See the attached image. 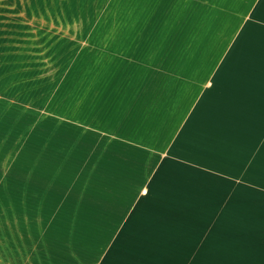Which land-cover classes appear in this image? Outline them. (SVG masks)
<instances>
[{
  "label": "crops",
  "instance_id": "crops-1",
  "mask_svg": "<svg viewBox=\"0 0 264 264\" xmlns=\"http://www.w3.org/2000/svg\"><path fill=\"white\" fill-rule=\"evenodd\" d=\"M0 264H264V0H0Z\"/></svg>",
  "mask_w": 264,
  "mask_h": 264
},
{
  "label": "rangeland",
  "instance_id": "rangeland-1",
  "mask_svg": "<svg viewBox=\"0 0 264 264\" xmlns=\"http://www.w3.org/2000/svg\"><path fill=\"white\" fill-rule=\"evenodd\" d=\"M0 202L1 203H8V202H5L4 200L0 199ZM9 204V203H8ZM0 245H5L7 247H10L11 245L8 244L7 240L5 238H0Z\"/></svg>",
  "mask_w": 264,
  "mask_h": 264
}]
</instances>
